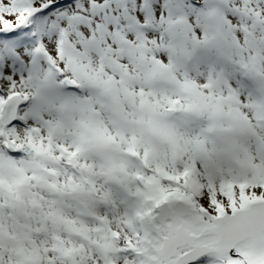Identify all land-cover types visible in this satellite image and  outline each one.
<instances>
[{"label": "snow or ice", "instance_id": "6c2138e0", "mask_svg": "<svg viewBox=\"0 0 264 264\" xmlns=\"http://www.w3.org/2000/svg\"><path fill=\"white\" fill-rule=\"evenodd\" d=\"M0 264H264V0H0Z\"/></svg>", "mask_w": 264, "mask_h": 264}]
</instances>
